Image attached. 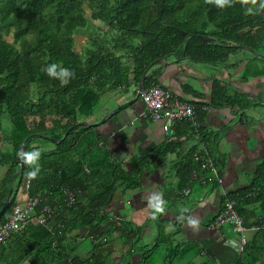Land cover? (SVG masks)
I'll return each instance as SVG.
<instances>
[{
    "label": "trees",
    "instance_id": "obj_1",
    "mask_svg": "<svg viewBox=\"0 0 264 264\" xmlns=\"http://www.w3.org/2000/svg\"><path fill=\"white\" fill-rule=\"evenodd\" d=\"M262 3L264 0H0V168H6L0 179V211L14 186L11 202L0 216V227L12 217L33 167L40 171L32 178L30 191L52 190L48 203L55 205L59 196L62 200L65 188L79 192V202L51 222L52 231L31 224L0 244V264L2 259H7L6 264H116L114 243L123 240L125 247L132 236H139V229L133 220L116 225L109 209L119 192L125 195L141 188L150 156L133 155L128 163L115 159L107 145L100 146L101 135L95 131L105 123L87 121L108 91L129 90L143 78V89L159 84L156 74L146 75L159 60L180 54L193 62L216 64L228 61L239 48L264 56ZM10 26L15 28L13 42L3 37ZM77 31L84 35L83 41L77 39ZM54 63L58 65L55 72L61 67L71 70L68 83L49 74L47 68ZM137 100L142 102L141 95ZM199 111L197 106V115ZM178 124L175 133L180 137L184 131ZM198 132L201 142L208 145L209 135ZM172 143V149L171 143L165 144L162 155L178 150L176 141ZM33 149L39 150V158L25 163L17 177L22 154ZM195 153L191 150L176 165L179 194L194 182V172L200 169ZM213 160L218 166V160ZM228 199L236 201L242 217L249 199L261 202L264 209V162L242 193H230L222 202ZM154 208L147 223L156 222L157 240L143 253L141 264H147L162 246L169 250L164 256L167 263L173 264L189 251L184 249L189 242L178 243L174 238L187 218L180 216L174 222L162 215L155 218ZM169 223L173 229L166 232ZM101 227V237L92 239L95 247L87 258L71 254L66 238L76 232L73 237H83ZM113 231L117 240L109 235ZM253 248L248 243L236 263L264 264V231L260 252Z\"/></svg>",
    "mask_w": 264,
    "mask_h": 264
},
{
    "label": "crops",
    "instance_id": "obj_2",
    "mask_svg": "<svg viewBox=\"0 0 264 264\" xmlns=\"http://www.w3.org/2000/svg\"><path fill=\"white\" fill-rule=\"evenodd\" d=\"M213 27L210 26L212 30ZM248 53L258 57L246 48H239L228 61L207 64L193 62L176 54L159 60L154 64L157 66L152 72L149 70L154 65L147 70L146 75L156 74L161 86L200 107L196 118L198 127H194L192 121L179 123V130L186 131L180 137L176 136V126L173 137L168 138L162 122L141 116L144 105L141 100H137L139 85L135 86V92L125 87L117 88L116 93H124L118 99V108L115 106L116 109L111 108L99 115L94 113L97 118L104 119L105 124L95 131L101 135L100 141L108 146L115 159L128 163L133 155L150 156L148 173L143 180V183L150 184L149 188L146 190L142 184V189L136 190L137 192L130 191L125 195L119 192L109 209L110 217H122L137 222L135 228L139 229L138 237L143 241H146L145 236L148 233L152 238H157L156 222L152 220L147 223L152 207H155L153 213H158L157 216L162 215L171 222L180 216L187 218L182 224L181 232L174 238L178 243L189 242L184 246V249L186 247L189 249L185 255L194 260L197 254L202 261L200 264L236 262L239 257V242L231 240L232 229L228 225L216 229L213 223L223 207V198L235 191L242 193L256 177L258 166L264 162V69L262 71L259 68L258 61L251 63V56ZM247 102L250 103L249 115L243 109ZM252 105L256 106L251 107ZM128 107L138 121L136 126L133 125L135 118L132 121V117L128 115L130 111ZM190 127H194L195 130L190 131ZM196 129L209 135L206 139L208 145L201 142L200 132H196ZM173 141H176L178 150L173 152L170 150L162 155L166 148L165 144L171 143L172 149ZM193 149L196 153L203 151L207 156L218 160L224 183L219 186L207 181L211 174L197 169L194 172L195 180L189 186L191 192L187 197L189 198L194 190L197 192L193 200H188L192 201L189 206L187 202H181L187 197L179 194L180 190L177 189L179 179L176 175V165L182 156H186ZM156 186L159 188L158 191L152 190L155 193L151 194L149 190ZM22 194V192L18 194V199ZM248 201L249 204L244 205L243 219L247 218L245 224L248 227L257 228L248 230L246 235L249 246L259 250V240L264 231L262 218L264 209L261 202L252 199ZM160 202H163V210L157 212ZM190 217L197 218L199 223L190 225L188 222ZM172 229V223H169L165 231L170 232ZM102 230L101 227L86 232L82 239L90 234L91 238H96L101 235ZM117 237L118 234H114V240H117ZM145 244L150 246L149 242ZM114 246L116 251L112 258L121 264L122 260L117 251L119 241L114 243ZM195 247L198 248L194 250ZM142 249L137 246L135 249L131 248L130 264L142 263L143 253L148 248ZM161 251L162 255L166 256L169 250L162 246Z\"/></svg>",
    "mask_w": 264,
    "mask_h": 264
},
{
    "label": "built area",
    "instance_id": "obj_3",
    "mask_svg": "<svg viewBox=\"0 0 264 264\" xmlns=\"http://www.w3.org/2000/svg\"><path fill=\"white\" fill-rule=\"evenodd\" d=\"M141 99L144 105L141 116L152 121L162 122L163 130L168 138L173 137L175 126L183 121H192L194 127H198L196 120L197 105L181 99L160 84H152L143 89ZM196 132H198V129H196ZM100 146H103V142H100ZM194 158L200 169L210 172V179L213 183L219 186L223 185L224 179L221 176L219 167L211 157L195 153ZM86 171L89 172L88 168H86ZM32 178L29 175L27 176L24 192L13 206L12 217L0 227V244L7 243L15 234L25 231L31 224H38L52 231L54 228L51 222L56 219L58 214L67 208L74 207L79 202V192L65 188L62 192V200L59 196L55 198V205L48 203L53 195L52 190L48 188L32 194L30 191ZM190 192L191 188L187 186L182 190L181 195L187 197ZM113 221L116 225H120L121 222L125 221V218L114 217ZM224 225H229L232 232L240 236L238 250L239 254L243 253L249 243L246 232L257 227H248L245 224L243 217L237 210L235 200L228 199L223 203V207L213 223V227L216 229H221ZM232 264L237 263L233 262Z\"/></svg>",
    "mask_w": 264,
    "mask_h": 264
},
{
    "label": "rangeland",
    "instance_id": "obj_4",
    "mask_svg": "<svg viewBox=\"0 0 264 264\" xmlns=\"http://www.w3.org/2000/svg\"><path fill=\"white\" fill-rule=\"evenodd\" d=\"M14 32H15V28L14 27H12V26H10V27H6L5 28V32H4V34H3V37L6 39V40H8V41H10V42H13L14 41ZM78 32V31H77ZM81 31H79L77 34L78 35H76L77 36V39L78 40H80V41H83L82 39L84 38V35L82 34V33H80ZM86 33H89V30H86ZM80 43H82V42H80ZM264 49V48H263ZM248 54H250V56H251V58H250V60H251V63L252 62H257L258 63V65L260 66H258L262 71H263V69H264V58H260V57H255L254 55H252L251 53H248ZM244 55V57L246 56L245 54H243ZM262 55V54H261ZM255 57V58H254ZM157 66V64L156 65H154L150 70H149V72H152L153 71V68H155ZM262 66V67H261ZM130 90H131V92H135V89H136V87H135V85H132L130 88H129ZM116 91V89L113 91H108L105 95H103L102 97H101V100H100V102H99V104L97 105V107L95 108V114L96 115H99V114H102V113H106V112H108V110L109 109H111V108H113V110L114 109H116V108H118V99H119V97L121 98L123 95H124V93L122 92L121 94H119V93H116L115 92ZM115 95H117L116 96V98L115 99H113V97H115ZM109 103V104H108ZM115 106H117L116 108H115ZM256 106V105H255ZM254 105H252L251 107H255ZM250 108H248V109H245V112H247L246 114L247 115H249V114H251V112H250V110H249ZM112 110V111H113ZM126 110H127V108H126ZM128 110H130L129 111V113H128ZM128 110H127V113H128V115H129V117H132L131 119H132V121H133V118H135L134 117V115H132V110L130 109V107H128ZM111 111V112H112ZM94 114V116H92V117H90L89 118V120L87 121V123L88 124H98V123H100V121L102 122L104 119H100L99 117L97 118L96 117V115ZM158 122V121H157ZM138 123V121H137V119L135 118V120L133 121V125L134 126H136V124ZM102 157H104V155H101ZM97 157H100V155H97ZM5 172H6V168H0V179L1 178H3V176L5 175ZM210 173V172H209ZM143 185L145 186V189L147 190L148 188H149V186H150V184H146V183H143ZM142 188H140V189H138V190H141ZM158 186H156L154 189H150L149 190V192L152 194V193H155V192H157L158 191ZM152 190H154V191H152ZM22 191V193L24 192V189H20V192ZM130 192V191H129ZM128 192V193H129ZM134 192H137L136 190H132L130 193H134ZM144 192H146L145 190H144ZM196 192L197 191H193V193H192V195L188 198H183L182 200H181V202H187V204L190 206L191 205V203L190 202H192V201H189L188 202V200H193V197H195V195H196ZM149 194V193H148ZM150 195V194H149ZM157 214L158 213H155V218H157ZM227 226V225H226ZM229 226V225H228ZM134 227H136L137 228V225H135L134 224ZM230 227V226H229ZM85 234H86V232H85ZM114 234H116V232L115 231H113L111 234H110V232H109V235H111L110 237L114 240ZM75 235H78V233L76 232L73 236H75ZM69 237V238H66L65 240H64V243L66 244V245H70L71 246V250H70V252H71V254L72 255H75V256H81L82 258H87L88 256H89V253L90 252H93V247H95L94 246V241L92 240L93 238H91L90 236H92L91 234H90V236H86V237H84V239H82V236H81V238L78 236V237ZM101 237V236H100ZM231 240L233 241V242H235V243H238L239 241H240V236L238 235V234H231ZM118 238V237H117ZM100 240H102V239H100ZM145 240L146 241H143V240H141L137 235L134 237V236H132V238L129 240V242L131 243H128V244H126V246L125 247H123V240H120L119 241V248L117 249V251H118V255L121 257V264H126V263H128L130 260H131V253H132V251H131V248L132 249H135L136 248V246L137 247H139V248H143L142 250H145V249H147V248H151L152 247V245L156 242V240L157 239H155V238H152V236H150V234L148 233L146 236H145ZM145 242H149V244H150V246H147L146 244H145ZM174 245H176V242L175 243H173ZM131 245H133L131 248H130V246ZM170 245V244H169ZM134 246H135V248H134ZM147 246V247H146ZM122 247V248H121ZM130 248V249H129ZM195 249H197V247H195L194 248V250ZM194 252V251H193ZM166 253H168V252H166ZM163 255H165V254H163ZM162 255V251H161V248L160 249H158V250H156V253H154L153 254V256H152V258H151V260L150 261H148L147 262V264H169V263H166V259L164 258V256ZM172 255V254H171ZM198 255L197 254H195V259L194 260H190V258H188L186 255H183V256H181V257H178L177 258V260L175 259V260H173V264H195L196 262L198 263V264H200V263H202V261H201V258L200 257H197ZM162 257V258H161ZM130 259V260H129ZM3 260V262L1 263V264H6L5 263V261H7V259H2ZM114 262V261H113ZM116 262V261H115ZM117 264V263H116Z\"/></svg>",
    "mask_w": 264,
    "mask_h": 264
},
{
    "label": "clouds",
    "instance_id": "obj_5",
    "mask_svg": "<svg viewBox=\"0 0 264 264\" xmlns=\"http://www.w3.org/2000/svg\"><path fill=\"white\" fill-rule=\"evenodd\" d=\"M261 7H264V3L261 4ZM248 11H252V9L249 8ZM57 67H58L57 64H55V63L51 64L48 66L47 71L49 72V74L59 76L61 78V83H64V84L68 83V77H70L72 75L71 70L68 68L61 67L59 72H55V69ZM24 157H25L26 163L37 160L39 158V150L33 149L32 151L25 152ZM39 171L40 170L38 167H33L28 171L27 174L30 177L35 178L38 175ZM162 210H163V202H160V205L157 207V212L162 211ZM188 222L190 225H197L199 223L197 218H191V217L189 218Z\"/></svg>",
    "mask_w": 264,
    "mask_h": 264
},
{
    "label": "water",
    "instance_id": "obj_6",
    "mask_svg": "<svg viewBox=\"0 0 264 264\" xmlns=\"http://www.w3.org/2000/svg\"><path fill=\"white\" fill-rule=\"evenodd\" d=\"M206 40H208V39H206ZM259 56L260 57H264L263 55H260L259 54ZM158 62V61H157ZM156 62V63H157ZM155 64V63H154ZM153 64V65H154ZM152 65V66H153ZM151 66V67H152ZM150 67V68H151ZM144 81V78L142 79V82ZM142 82L140 83V85H139V88H138V96H140L141 95V91L143 90V85H142ZM103 123H104V121H102ZM80 126H82L83 124H79ZM25 157H24V154L22 155V160H21V167H20V169H19V171L17 172V174H16V176L18 177L19 176V174L22 172V170H23V167H24V165H25ZM13 192H14V186H12L11 188H10V190H9V194H8V197H7V199L5 200V202H4V205H3V207H2V209H1V211H0V216H1V214L6 210V208L9 206V204H10V202H11V199H12V196H13Z\"/></svg>",
    "mask_w": 264,
    "mask_h": 264
}]
</instances>
